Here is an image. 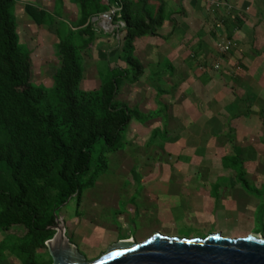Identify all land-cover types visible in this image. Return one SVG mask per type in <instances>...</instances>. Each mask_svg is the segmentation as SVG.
Returning a JSON list of instances; mask_svg holds the SVG:
<instances>
[{
  "label": "rangeland",
  "instance_id": "rangeland-1",
  "mask_svg": "<svg viewBox=\"0 0 264 264\" xmlns=\"http://www.w3.org/2000/svg\"><path fill=\"white\" fill-rule=\"evenodd\" d=\"M94 1L99 6L90 17L81 14L76 0H16L13 8L19 45L32 59L33 82L45 92L39 106L44 115L62 114L64 104L53 91L62 59L56 45L69 28L83 69L77 90L86 94L93 113L106 116L101 92L112 79L117 85L114 104L133 111L115 147L101 141L95 146L81 177L84 187L58 210L69 242L92 262L113 244L141 243L155 233L186 239L217 233L264 238V184L257 181L264 176V157L251 156V147L264 142H241L230 134V87L222 89V77L211 68L213 57L204 65L205 55L198 51L206 47L207 55L221 36L230 38L226 29L203 4L199 8L203 5L211 16L202 23L194 19V6L201 0H121L142 3L152 17L159 6L163 10L155 35L137 38L128 47L117 8L108 0ZM26 4L44 9L46 23L36 25L25 12ZM105 17L111 30L99 25ZM84 18L87 24L81 25ZM129 52L143 69L135 80L119 67H126L122 60ZM204 124L206 135L201 132ZM222 124L229 130L223 137ZM239 153L248 158L244 164ZM240 172L250 175L253 192L241 186ZM24 179L31 201L42 205L45 181L30 162ZM47 242L23 226L0 225V264H25L29 258L20 244L34 246L36 264H53Z\"/></svg>",
  "mask_w": 264,
  "mask_h": 264
},
{
  "label": "trees",
  "instance_id": "trees-1",
  "mask_svg": "<svg viewBox=\"0 0 264 264\" xmlns=\"http://www.w3.org/2000/svg\"><path fill=\"white\" fill-rule=\"evenodd\" d=\"M76 1L81 14L89 17L96 14L98 2ZM108 2L117 8L125 23L128 47L137 38L154 36L163 24L160 6L152 17L140 2ZM15 3L16 0H0V225L4 229L23 226L27 232L43 235L49 241L55 235L58 210L84 187L81 177L88 171L95 146L101 141L107 148L115 147L133 111L114 104L117 85L112 79L103 84L101 92L106 116L101 119L93 113L86 94L77 90L83 69L69 28L67 36L56 45L62 59L60 77L53 91L64 104L62 114L60 118L44 115L39 106L45 92L33 82L32 59L19 45L13 14ZM24 8L36 25L46 23L44 9L31 4ZM85 18L81 25L87 24ZM86 30L93 32L90 25ZM122 61L126 67L121 64L119 67L124 76L132 73L131 79L135 80L142 74V65L131 52ZM237 159L243 164L248 160L241 153ZM27 162L36 167L45 181L42 205L30 199L24 179ZM237 179L251 190L242 172ZM19 248L28 255L25 264H36L33 245L20 244Z\"/></svg>",
  "mask_w": 264,
  "mask_h": 264
},
{
  "label": "crops",
  "instance_id": "crops-1",
  "mask_svg": "<svg viewBox=\"0 0 264 264\" xmlns=\"http://www.w3.org/2000/svg\"><path fill=\"white\" fill-rule=\"evenodd\" d=\"M201 2H198L197 6H194V2H189V6H194L197 11L194 19L202 23L208 17L207 14L211 16L212 13L219 26L226 29L228 36L237 43V48L228 55L224 67L216 73L213 72L222 77L218 80L222 89L230 87L228 89L231 91L232 103L229 107L232 111L230 134L241 142H264V0H201ZM201 4L207 6L211 13L206 14L203 5L199 8ZM199 46L198 43L197 47ZM205 48H198V51L205 55L204 65L211 56L213 57L212 61L210 60L212 66L216 48L213 47L207 55ZM185 54L188 56V52ZM238 65L240 69L237 68ZM220 98H223L222 94ZM221 126L224 132L219 134L223 137L229 130L227 128L225 130L223 124ZM206 131L204 124L201 132L206 135ZM259 148L260 153L257 151ZM251 151L253 158L264 157V145L255 149L252 146ZM241 154L244 157L245 153ZM249 176L245 175V179L251 190L241 186L246 191L253 192L255 189L251 186ZM257 181L264 184V176ZM262 188L264 190V187ZM250 197L255 198L254 195ZM254 213L253 211L252 214Z\"/></svg>",
  "mask_w": 264,
  "mask_h": 264
},
{
  "label": "water",
  "instance_id": "water-1",
  "mask_svg": "<svg viewBox=\"0 0 264 264\" xmlns=\"http://www.w3.org/2000/svg\"><path fill=\"white\" fill-rule=\"evenodd\" d=\"M47 242L53 264H264V238L224 237L211 234L203 238L168 237L155 233L141 243L122 241L107 248L95 261L87 262L65 235V226Z\"/></svg>",
  "mask_w": 264,
  "mask_h": 264
},
{
  "label": "built area",
  "instance_id": "built-area-1",
  "mask_svg": "<svg viewBox=\"0 0 264 264\" xmlns=\"http://www.w3.org/2000/svg\"><path fill=\"white\" fill-rule=\"evenodd\" d=\"M236 48H237V43L234 40L221 36L217 40L215 58L211 68L214 71H220L224 67L223 65L226 62L228 55ZM237 68L240 69V66L238 65Z\"/></svg>",
  "mask_w": 264,
  "mask_h": 264
},
{
  "label": "bare ground",
  "instance_id": "bare-ground-1",
  "mask_svg": "<svg viewBox=\"0 0 264 264\" xmlns=\"http://www.w3.org/2000/svg\"><path fill=\"white\" fill-rule=\"evenodd\" d=\"M100 26H102L105 30H111L112 29V25L110 24V20L109 17H105L103 19V21L99 24ZM149 238V237H148ZM147 238V239H148ZM146 239V240H147ZM145 241V240H144Z\"/></svg>",
  "mask_w": 264,
  "mask_h": 264
}]
</instances>
